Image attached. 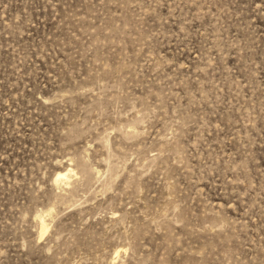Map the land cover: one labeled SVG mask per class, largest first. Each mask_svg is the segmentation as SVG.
<instances>
[{"label":"rangeland","instance_id":"obj_1","mask_svg":"<svg viewBox=\"0 0 264 264\" xmlns=\"http://www.w3.org/2000/svg\"><path fill=\"white\" fill-rule=\"evenodd\" d=\"M0 264H264V0H0Z\"/></svg>","mask_w":264,"mask_h":264},{"label":"bare ground","instance_id":"obj_2","mask_svg":"<svg viewBox=\"0 0 264 264\" xmlns=\"http://www.w3.org/2000/svg\"><path fill=\"white\" fill-rule=\"evenodd\" d=\"M70 171V170H69ZM69 171H67V173L69 172ZM71 172H72V170H71ZM58 174V176L56 177V179H55V182L56 183H61V182H64L65 181V183H66V181L69 179V174ZM74 174V173H73ZM75 175V174H74ZM39 218V217H38ZM43 219H45V217H43ZM44 222H45V220L42 222V220H41V228H40V233H41V235H43V234H45L46 233V231H47V227L45 226L46 224H44Z\"/></svg>","mask_w":264,"mask_h":264}]
</instances>
